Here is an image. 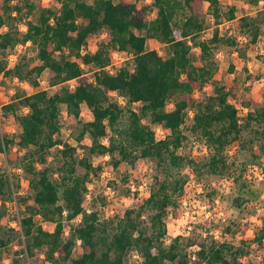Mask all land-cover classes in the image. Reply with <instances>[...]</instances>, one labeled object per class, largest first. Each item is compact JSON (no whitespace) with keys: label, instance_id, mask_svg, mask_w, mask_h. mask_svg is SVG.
I'll return each instance as SVG.
<instances>
[{"label":"trees","instance_id":"1","mask_svg":"<svg viewBox=\"0 0 264 264\" xmlns=\"http://www.w3.org/2000/svg\"><path fill=\"white\" fill-rule=\"evenodd\" d=\"M58 1L59 8L54 9L39 1L0 0V72L37 85L39 75L47 68L49 84L58 85L54 92L37 88L19 98L27 110L17 114L21 129L16 143L24 150L8 160L11 168L19 166L30 174L33 200L20 218L24 239H20L19 249L23 248L32 262L50 264H136L126 259L130 249L137 250L144 264H245L241 259L246 251L243 240L237 245L226 240L203 241L193 253L180 247L178 235L166 243L168 210L177 204L187 178L183 168L227 171L225 148L234 141L251 154L256 144V156L264 154V103L242 99L243 105H254L239 115L211 58V44L222 39L218 30L220 17L225 14L226 19L234 18L235 7L230 5L222 12L219 0H153L150 6L154 16L146 20L149 5H138L136 0ZM205 2L215 25L211 35L200 38L198 34L205 27L200 7ZM36 9L37 20L27 18ZM238 24L248 40H256L260 32L257 16L241 15ZM103 30H107L109 38L94 50H83L88 38ZM147 39L165 43L169 55L148 47ZM227 41L233 43L235 39ZM27 42L34 46L35 57L29 60L20 54L7 67L4 57L9 49ZM193 45L200 49L201 63L192 60ZM111 49L130 52V64L116 65L110 71L107 65ZM34 59L39 62L31 63ZM85 65L90 66V75ZM70 79L74 80L72 85H63ZM206 83H210V92L194 96V89L203 90ZM114 93L125 96L124 104L111 96ZM2 101L5 100L0 97ZM83 102L90 111V118L84 121L79 118ZM136 102L138 106L134 107ZM168 103L173 105L169 109ZM63 104L67 116L81 125L78 140L87 132L88 152L108 154V162L116 172L123 162L134 165L143 157H153L157 162L160 174L155 176L149 195L125 207L115 223L100 219L96 209L84 208L88 181L100 173L102 165H93L82 156L78 161L85 170L77 173L73 158L76 146L56 137ZM3 105L11 109L14 103ZM189 107L193 108L190 128L211 148L203 160L179 151L186 137L182 124ZM152 123L162 125L167 133L157 138ZM11 142L13 139L0 129V153ZM61 142L63 166L56 170L60 175L55 179L48 156L50 148ZM11 183L14 185L8 173L0 170V219L6 212V198L13 197ZM233 200L236 205L242 203L239 195ZM35 215L40 221L35 220ZM79 215L65 235L66 221ZM260 216L261 225L254 235L257 242L264 238V207ZM43 220L53 221V229L45 228ZM78 239L81 251L73 255ZM8 243V234L0 224V247ZM11 264H21L20 258L12 256Z\"/></svg>","mask_w":264,"mask_h":264},{"label":"rangeland","instance_id":"2","mask_svg":"<svg viewBox=\"0 0 264 264\" xmlns=\"http://www.w3.org/2000/svg\"><path fill=\"white\" fill-rule=\"evenodd\" d=\"M31 1H39L54 9H58L60 5L58 0ZM152 1L136 0L138 5H149L146 20L154 16L150 6ZM219 2L222 12H226L228 7L233 5L235 17L226 19L225 14L220 17L218 30L222 39L211 44V58L217 67L218 77L230 90L229 97L235 101L238 113L242 115L244 111L254 105V102H251L250 105H243L242 99L250 98L253 101L264 103V0L256 2L253 0H219ZM245 14L255 15L259 20L260 32L255 41L248 40L239 27L238 19ZM200 15L205 20V27L198 34V37L201 38L204 35H211L215 18L211 14L207 2L200 7ZM37 16L38 9L29 14L27 18L37 20ZM20 25L25 28L24 24ZM5 28L6 26L1 27V29ZM108 38L107 30L92 35L88 38L83 50H94ZM227 38H234L235 41L231 43L227 41ZM147 46L155 47L164 56L169 55V49L165 43L147 39ZM23 53L26 59L31 60L32 57H35L34 46L27 42L19 43L9 49L4 57L7 61V67L12 66L18 56ZM110 57L109 67L115 70L116 65L130 64L131 53L111 49ZM191 57L194 63H201L202 58L198 46H192ZM36 62L39 60L34 59L31 63ZM84 67L86 73L90 75V66L85 65ZM48 75V69L45 68L39 75V83L32 85L25 79L0 72V97L5 100L0 103L4 104L9 101L14 103L11 109H7L1 104L2 113L0 114V129L13 139L11 146L0 153V170L6 171L12 179L14 183V185L11 183L12 196L15 193V202L11 200L12 197L6 198V212L0 219V224L9 237L7 246L0 247V261L7 264H11L12 256H18L21 264H50L49 262H32L24 249H19L24 236L21 227L13 225L12 222L18 216L25 215L27 213L26 207L33 204L32 189L28 182L30 174L19 166L11 168L13 165L8 160L10 156L12 158L18 157L24 150L19 148L16 143L21 129L17 114L27 110L19 98L36 88H46L49 93L57 90L58 85L49 84ZM73 83L74 80L70 79L64 81L63 85H72ZM210 89V83H206L203 90L194 89L193 95H204L210 92ZM111 96L115 97L116 93L111 94ZM133 106L137 107L138 103H134ZM172 106V103L167 104L168 109ZM187 112L182 124L186 137L179 147V151L189 154L196 160L206 159L211 148L199 133L190 128L193 108H187ZM79 118L83 121L90 118L89 108L84 102L80 106ZM60 123L56 137L63 142L76 146L73 158L77 173H82L85 170V167L78 161L82 156L86 157L93 165L98 163L102 165L100 173L92 176V179L88 181V189L83 204L86 211L96 209L100 219L107 223H115L125 207L133 206L136 200L144 199L149 195L155 176L160 174L157 162L153 157L140 158L134 165L123 162L119 171L116 172L108 162V154H90L88 152L85 147L90 143L87 132L78 140L77 136L81 130V125L76 119L67 116L64 104L61 106ZM151 126L157 138L163 137L167 133V130L160 124L152 123ZM243 133H246V130ZM103 141L106 142L107 137H104ZM61 147H63L62 142L52 146L48 156V162L53 171L52 177L55 179H59L60 175V172L56 170L63 166L61 163L64 157L59 151ZM253 149L254 154H251L250 151L235 141L228 144L225 153L229 168L223 173H212L205 169L196 172L190 166L182 169L187 174V178L183 190L178 196L177 204L168 210L166 243L178 235L180 247L188 253H193L203 241L226 240L237 245L242 244L241 241L243 240L246 251L241 256L242 261L245 264H264V238L262 242L254 240L256 230L261 225L260 211L264 207V154L260 153L259 156H256L259 153L256 144ZM12 169H15L14 173H12ZM62 171L61 173H66L64 170ZM238 195L242 198L240 205H236L233 200ZM22 198L25 199L22 200ZM80 217L79 215L75 219L66 221L65 235L69 233V226L78 221ZM34 218L36 221H40L38 215H35ZM143 218H147L146 212L143 213ZM42 225L47 229H53L54 222L43 220ZM80 251V242H76L72 253L77 255ZM126 259L136 264H144L136 249H130Z\"/></svg>","mask_w":264,"mask_h":264},{"label":"built area","instance_id":"3","mask_svg":"<svg viewBox=\"0 0 264 264\" xmlns=\"http://www.w3.org/2000/svg\"><path fill=\"white\" fill-rule=\"evenodd\" d=\"M109 65L110 64L107 65V68L110 71H114L112 68L109 67ZM116 98H117L118 103L124 104V102H125V96L124 95H122V94H116ZM1 111H2V109H1V103H0V114L2 113ZM12 198L13 199H11V200H14V202H15V193H14V196ZM63 212H66V210H63ZM20 218L21 217L18 216L17 219H13L12 224L15 225V226H17V225L20 226ZM77 242L79 243L80 240L78 239Z\"/></svg>","mask_w":264,"mask_h":264},{"label":"crops","instance_id":"4","mask_svg":"<svg viewBox=\"0 0 264 264\" xmlns=\"http://www.w3.org/2000/svg\"><path fill=\"white\" fill-rule=\"evenodd\" d=\"M37 89V88H36ZM2 104V103H1ZM51 230V229H50Z\"/></svg>","mask_w":264,"mask_h":264}]
</instances>
